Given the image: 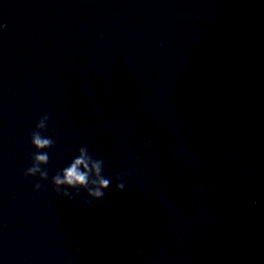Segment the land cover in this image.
I'll return each mask as SVG.
<instances>
[{
    "label": "water",
    "instance_id": "obj_1",
    "mask_svg": "<svg viewBox=\"0 0 264 264\" xmlns=\"http://www.w3.org/2000/svg\"><path fill=\"white\" fill-rule=\"evenodd\" d=\"M0 264H264V0H0Z\"/></svg>",
    "mask_w": 264,
    "mask_h": 264
},
{
    "label": "clouds",
    "instance_id": "obj_2",
    "mask_svg": "<svg viewBox=\"0 0 264 264\" xmlns=\"http://www.w3.org/2000/svg\"><path fill=\"white\" fill-rule=\"evenodd\" d=\"M49 116L43 115L36 123V131L31 133V144L36 149V152L32 155V165L25 171L26 176L39 175L40 180L48 179V171L42 169L41 165H47L49 162V156L47 152L41 151L42 149H50L54 145V141L51 137H44L41 135V131L47 129V121ZM150 146V141L146 142V147ZM78 156L73 158L71 163L57 172L52 177V184L55 191L62 197L72 199L74 195H79L80 190L86 191L87 195L93 200L102 199L105 195V190L110 186L109 179L102 175L104 162L101 159H94L88 153L86 147H80L78 149ZM118 183L116 184V190L122 191L124 184L121 181V177L115 178ZM41 185L39 183L34 185V190H39ZM69 189L75 190V193L70 192Z\"/></svg>",
    "mask_w": 264,
    "mask_h": 264
}]
</instances>
